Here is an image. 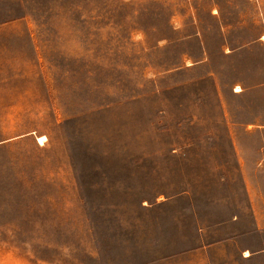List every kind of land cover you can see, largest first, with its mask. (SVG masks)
Returning <instances> with one entry per match:
<instances>
[{"label": "rangeland", "instance_id": "1", "mask_svg": "<svg viewBox=\"0 0 264 264\" xmlns=\"http://www.w3.org/2000/svg\"><path fill=\"white\" fill-rule=\"evenodd\" d=\"M263 152L264 0H0V264H264Z\"/></svg>", "mask_w": 264, "mask_h": 264}, {"label": "crops", "instance_id": "2", "mask_svg": "<svg viewBox=\"0 0 264 264\" xmlns=\"http://www.w3.org/2000/svg\"><path fill=\"white\" fill-rule=\"evenodd\" d=\"M244 89L245 88H243V89H240L239 91L240 92H243L244 91ZM257 162H258V164H263V162H264V152L262 153V157H261V159H258L257 160ZM241 169H242V171H244V166H243V163H242V160H241ZM258 170V169H257ZM243 178H245V179H248L249 178V175L247 174V172L246 171H244L243 172ZM252 208L254 209V211L256 212V216H257V220L259 221V218L261 217L260 216V214L261 213H259V211L261 212L264 208L263 207H260L259 205H258V203H257V201H256V198H255V203H253L252 204ZM246 252H247V250H243V257L245 258V259H248V258H250V257H252V255L253 254H255V253H263L264 252V248H262V249H260V250H257V251H250L249 252V254H246Z\"/></svg>", "mask_w": 264, "mask_h": 264}, {"label": "bare ground", "instance_id": "3", "mask_svg": "<svg viewBox=\"0 0 264 264\" xmlns=\"http://www.w3.org/2000/svg\"><path fill=\"white\" fill-rule=\"evenodd\" d=\"M45 140H46V136H45V135H42V136H39V137H38V141H39L41 144H44Z\"/></svg>", "mask_w": 264, "mask_h": 264}]
</instances>
